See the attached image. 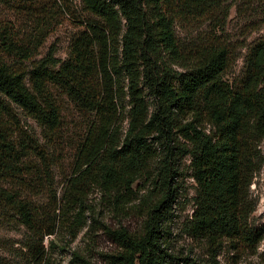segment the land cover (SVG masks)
Listing matches in <instances>:
<instances>
[{"label": "trees", "instance_id": "1", "mask_svg": "<svg viewBox=\"0 0 264 264\" xmlns=\"http://www.w3.org/2000/svg\"><path fill=\"white\" fill-rule=\"evenodd\" d=\"M226 1L80 0L93 20L73 40L65 62L46 56L31 68H13L0 53V183L25 190V177L37 164L32 159L46 171L51 168L37 140L17 136L14 113L21 110L51 139L60 111L48 84L60 87L93 118L77 152L79 175L67 181L60 202L53 193L42 216L20 190L0 188V207L39 237L40 251L35 244L24 246L34 251L33 263L46 259L42 240L56 233L60 217L74 213L73 223L79 225L86 211L94 214L84 202L85 189L98 188L105 211L122 216L133 186L152 171V188L138 204L145 217L138 232L93 221L118 247L105 256L107 264H167L166 240L179 188L174 179L185 157L196 185L186 233L206 247L207 264H219L225 241H261L248 225L254 210L248 189L264 165V47L251 54L241 86L232 87L222 81L229 64L225 47L188 52L176 37L180 25L197 29ZM17 52L20 65L30 61L25 50ZM0 264L7 263L0 259Z\"/></svg>", "mask_w": 264, "mask_h": 264}, {"label": "rangeland", "instance_id": "2", "mask_svg": "<svg viewBox=\"0 0 264 264\" xmlns=\"http://www.w3.org/2000/svg\"><path fill=\"white\" fill-rule=\"evenodd\" d=\"M92 20L80 0H0V53L13 68H31L46 56L65 62L73 40ZM176 37L179 47L188 52L213 44L225 47L229 53V64L222 81L239 87L245 80L251 54L264 47V0H227L197 29L180 25ZM19 49L30 55V61L20 65ZM27 85L30 88L28 82ZM48 91L60 111V124L51 139L45 138L42 129L21 110L14 108V113L18 121L17 136L28 135L39 142L51 165L50 170L46 171L40 161L32 159L37 164L25 177V190L17 189L16 183H0V188L7 192L20 190L18 192L41 216L49 209L53 193L60 202L67 181L79 175L75 173L77 152L93 121L92 115L81 111L60 87L48 84ZM123 105L127 111V98ZM121 126L124 129L126 122ZM206 130H209L207 126ZM153 147L161 153V147L157 144ZM261 151L264 155L263 147ZM155 164L151 166L153 171ZM189 165V157L179 160L177 165L178 176L174 180L179 188L177 199L172 204L173 217L166 240V252L171 256L167 264L208 262L206 247L186 233L196 192ZM149 174L147 180L141 178L133 186V197L122 216L105 211L103 194L98 188L85 189L84 202L94 214L86 211L79 225L73 223L74 213L66 219L60 217L56 233L42 240L46 259L41 264H107L105 256L115 254L118 247L106 237L103 227L95 223L93 217L113 229L122 226L132 233L138 232L145 220L138 204L152 188L150 179L153 172ZM248 195L254 205L248 225L261 241L251 245L241 240L225 241L218 252L219 264H264V165L254 175ZM49 212H52V206ZM39 242V237L21 226L13 212L0 207V259L7 264H35L31 257L34 251L30 253L24 246L35 244L40 251Z\"/></svg>", "mask_w": 264, "mask_h": 264}]
</instances>
